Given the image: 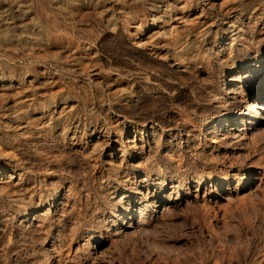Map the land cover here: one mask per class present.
I'll return each mask as SVG.
<instances>
[{
  "label": "rangeland",
  "instance_id": "374dc122",
  "mask_svg": "<svg viewBox=\"0 0 264 264\" xmlns=\"http://www.w3.org/2000/svg\"><path fill=\"white\" fill-rule=\"evenodd\" d=\"M23 1L0 23V264H264V0Z\"/></svg>",
  "mask_w": 264,
  "mask_h": 264
},
{
  "label": "bare ground",
  "instance_id": "6f19581e",
  "mask_svg": "<svg viewBox=\"0 0 264 264\" xmlns=\"http://www.w3.org/2000/svg\"><path fill=\"white\" fill-rule=\"evenodd\" d=\"M4 1V2H3ZM72 1V0H71ZM96 1V0H95ZM30 3V2H29ZM159 4V3H158ZM246 4V3H245ZM6 5H9V6H14L15 8H16V10H18V11H22V12H24V13H27V12H29V9L27 8V4L25 5V3H24V1L23 0H2V3L0 2V23H1V25H4L5 27V29L7 30V33H5V35H4V37H1V38H4V40H9L10 38H11V36H12V34H11V32H10V30H9V20H8V15H9V13H7L8 12V8H5V6ZM162 5V4H161ZM166 5V4H165ZM170 5V4H169ZM213 5V4H212ZM236 5V4H235ZM259 5V4H258ZM157 6V5H156ZM180 6V5H179ZM237 6V5H236ZM163 7V6H162ZM167 7V6H166ZM240 7V6H239ZM239 7H237V8H239ZM161 8V7H160ZM240 8H242V6L240 7ZM67 9V8H66ZM182 9V8H181ZM235 9V8H234ZM159 10V9H158ZM165 10V9H164ZM167 10V9H166ZM169 10V9H168ZM236 10V9H235ZM240 10V9H239ZM102 11V10H101ZM179 11V10H178ZM164 12V11H163ZM19 13V12H18ZM204 13V12H203ZM241 13V12H240ZM256 13V12H255ZM16 14V13H15ZM163 14V13H162ZM175 14V13H174ZM12 15V14H11ZM231 15V14H230ZM263 15V14H262ZM17 16H19V15H17ZM179 16V15H178ZM200 16V15H199ZM252 16V15H251ZM257 16V15H256ZM164 17V16H163ZM167 17V16H166ZM183 17V16H182ZM231 17H233V16H231ZM264 17V16H263ZM161 18V17H160ZM181 18V17H180ZM240 18V17H239ZM257 18H258V16H257ZM12 19V18H11ZM183 19V18H182ZM237 20H238V18H237ZM257 20V19H256ZM235 21L236 20H233V25L235 24ZM255 21V20H254ZM239 22V21H238ZM247 22V21H246ZM206 23V22H205ZM226 23V22H225ZM252 23V22H251ZM255 23V22H254ZM257 23V22H256ZM193 24V23H192ZM195 24V23H194ZM207 24V23H206ZM230 24V23H229ZM248 24V23H247ZM258 24V23H257ZM31 25V24H30ZM175 25V24H174ZM245 25V24H244ZM250 25V24H249ZM206 26V25H205ZM240 26V25H239ZM238 26V27H239ZM251 26V25H250ZM254 26H255V24H254ZM245 27V26H244ZM249 27V26H248ZM11 28V27H10ZM205 28V27H204ZM210 28V27H209ZM243 28V27H242ZM247 28V27H246ZM223 29V28H222ZM31 30V29H30ZM247 30H251V27L250 28H248ZM158 31V30H157ZM240 31V30H239ZM243 31V30H242ZM241 31V32H242ZM246 31V30H245ZM6 32V31H5ZM155 32V31H154ZM250 32V31H249ZM27 33V32H26ZM39 34V33H38ZM19 35V34H18ZM21 35H23V34H21ZM29 35V34H28ZM233 35V34H232ZM195 37H196V35H195ZM243 37H245V36H243ZM250 39V38H249ZM32 41V40H31ZM201 41V40H200ZM5 42V41H4ZM194 42V41H193ZM32 43V42H31ZM15 44V43H14ZM19 44V43H18ZM192 45V44H191ZM206 45V44H205ZM1 46V45H0ZM10 47V46H9ZM170 51V50H169ZM171 52V51H170ZM176 51H174L173 53H172V59L174 60V61H181V60H179V57L177 56V54L175 53ZM155 53V52H154ZM228 54V53H227ZM171 57V56H170ZM257 62H259V64L258 65H254L253 66V68H249V70H247V73L248 72H250L249 74H245V78H248V80H246L247 82L249 81H252L253 82V84H257L258 85V83L260 82V87L258 86H256L257 87V89L255 90V92H254V94L251 96V99L252 100H255V101H257V100H260V102L259 103H257L256 105H255V103H251V107H256L257 108V113L259 114L260 112L263 114L264 113V57H261L260 58V60L259 61H257ZM80 67V66H79ZM206 67V66H205ZM258 72H261V76H259L258 77ZM260 79H258V78ZM235 79H237V77H231V81H234ZM50 80V79H49ZM258 80H259V82H258ZM21 82V81H20ZM258 82V83H257ZM18 85V84H17ZM22 86V85H21ZM8 89V88H7ZM23 89V88H22ZM1 90V89H0ZM25 91V90H24ZM53 91V90H52ZM60 92V91H59ZM124 92V91H123ZM6 94V93H5ZM238 94V93H237ZM9 95V94H8ZM16 95H17V93H16ZM12 96H14V95H12ZM51 98V97H50ZM63 99V98H62ZM32 97L29 95V94H25V95H23V96H21V97H19V99H10V98H7L5 101H6V108H5V113H6V115L9 117V119L10 120H7L6 121V124H7V126H9L10 125V122L9 121H12V120H18L19 121V119L20 120H23L25 117H26V114H28V109H29V107L31 106V104H32ZM65 104V103H64ZM63 104V105H64ZM47 105V104H46ZM60 105V104H59ZM35 106V105H34ZM38 106V105H37ZM40 106V105H39ZM65 106V105H64ZM63 106V107H64ZM68 107V106H67ZM66 106L64 107V109L63 110H60V108H59V110H57L58 112H59V114H58V116H57V119L58 120H60V121H62V122H64L66 119H67V116H68V113H69V109L68 110H66V108H67ZM4 109V108H3ZM53 109V108H52ZM71 109V108H70ZM54 110V109H53ZM49 110L48 109H46V107L45 106H40V107H35L34 109H33V113L34 114H36V115H38V114H40V115H45V114H48L49 112H48ZM72 111V110H71ZM70 111V112H71ZM51 112H52V110H51ZM5 113H3V114H5ZM57 113V112H56ZM30 114V113H29ZM238 115V114H237ZM236 115V116H237ZM6 116V117H7ZM239 116H241L240 118H239ZM239 116H237V119H239V122H242V121H246L245 119H244V117H242V114L240 115L239 114ZM56 117V116H55ZM39 118V117H38ZM236 118V117H235ZM71 119V118H70ZM25 120V119H24ZM31 120V119H30ZM73 121V120H72ZM234 121V120H233ZM58 122V121H57ZM72 123V122H71ZM253 124L255 123V122H252ZM261 124V123H260ZM20 125V124H19ZM76 125H78V124H76ZM67 126V125H66ZM70 126V125H69ZM8 128V127H7ZM76 128V127H75ZM79 128V127H78ZM68 130V129H67ZM66 130V131H67ZM74 129H72V131H73ZM77 129H75V131H76ZM104 140V139H103ZM136 144V143H135ZM143 180H146V178H143ZM158 193V192H157ZM111 211V210H110ZM162 216V215H161ZM132 218V217H131ZM158 223V222H157Z\"/></svg>",
  "mask_w": 264,
  "mask_h": 264
}]
</instances>
